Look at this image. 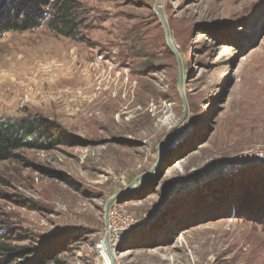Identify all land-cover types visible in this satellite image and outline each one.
<instances>
[{
  "label": "rangeland",
  "instance_id": "rangeland-1",
  "mask_svg": "<svg viewBox=\"0 0 264 264\" xmlns=\"http://www.w3.org/2000/svg\"><path fill=\"white\" fill-rule=\"evenodd\" d=\"M79 1L80 39L47 21L0 36V119L44 117L71 140L0 161V234L59 252L50 264H111L97 251L105 206L140 176L118 202L152 213L119 244L122 262L264 264V223L230 194L264 182L261 164L230 171L264 155V0H160L176 52L155 0Z\"/></svg>",
  "mask_w": 264,
  "mask_h": 264
},
{
  "label": "trees",
  "instance_id": "trees-1",
  "mask_svg": "<svg viewBox=\"0 0 264 264\" xmlns=\"http://www.w3.org/2000/svg\"><path fill=\"white\" fill-rule=\"evenodd\" d=\"M85 11L79 0H0V36L8 31L37 28L47 21L50 29L59 35L80 39L89 19ZM53 123L44 117L1 118L0 161L11 160L19 151L51 149L58 144L69 143L71 140H64L65 134ZM257 168L240 170L250 174L247 171L258 170ZM251 181H255V184L247 186L246 191L242 190V182H239V186H233L230 192L231 198L236 200L239 210L236 213L240 217L244 216L264 223V182L259 183L256 177ZM215 183L212 184V191L216 189ZM207 207H211L213 211L214 202L207 203ZM190 216L192 215L182 218L179 223ZM5 239L6 235L0 234V264H50L57 260L56 256H59V252H50L46 258L35 257L34 248L13 245Z\"/></svg>",
  "mask_w": 264,
  "mask_h": 264
},
{
  "label": "built area",
  "instance_id": "built-area-1",
  "mask_svg": "<svg viewBox=\"0 0 264 264\" xmlns=\"http://www.w3.org/2000/svg\"><path fill=\"white\" fill-rule=\"evenodd\" d=\"M252 164L264 165V155L251 153V155H249L247 158L240 155L236 156L235 158L234 165L240 166L238 169H242L245 166ZM118 201L114 202L108 209L107 223L104 227V233L97 243V251L101 259H111L105 241L106 235L108 234L109 245L114 255V263L125 264L118 255L119 244L130 232L145 227L147 223H149L150 213L152 212L147 211L142 217L139 218L136 213L124 210ZM158 208H162V205L160 207L159 204ZM110 262L113 264L112 259Z\"/></svg>",
  "mask_w": 264,
  "mask_h": 264
},
{
  "label": "water",
  "instance_id": "water-1",
  "mask_svg": "<svg viewBox=\"0 0 264 264\" xmlns=\"http://www.w3.org/2000/svg\"><path fill=\"white\" fill-rule=\"evenodd\" d=\"M159 1L160 0H155V2H154V11H155V13L159 16V19H160V21H161V23H162V25H163V27L165 28V33H166V39H167V43H168V45H169V47L173 50V51H175L176 52V49H175V47H174V44H173V42H172V40H171V37H170V34H169V28H168V25H167V22H166V20H165V18H164V16H163V14L161 13V11L159 10ZM179 72H180V74H179V89L182 91V84H183V71H182V68H181V66H180V70H179ZM167 149V148H166ZM166 152V150L164 149V150H160L159 149V155H158V161L157 162H160V160L162 159V157H163V155H164V153ZM235 156H234V159H233V167L232 168H230V171H235L236 169H238L240 166H236V165H234V163H235ZM140 178V176H138L137 178H135L128 186H126L124 189H122L121 191H119L118 193H116V194H114L108 201H107V203H106V206H105V217H104V221H105V224L107 223V213H108V209H109V207L114 203V202H116V201H118L121 197H123V196H125V195H128L130 192H131V190L133 189V187H134V185H135V183L137 182V180ZM143 180V179H142ZM207 181V180H206ZM209 181V180H208ZM205 182V181H204ZM204 182H202V183H204ZM198 185H200V183L199 184H196L195 185V187L196 186H198ZM193 186H191L190 188H192ZM185 188V187H184ZM189 187L188 188H185V189H183V190H181L180 192H178L179 190L178 189H176L173 193H172V195L170 196V197H167L166 199H162L161 200V202H160V207H161V205L162 204H167V203H169L170 201H173L175 198H177V196H179L182 192H185V191H187V190H189L190 189ZM163 202V203H162ZM163 207V206H162ZM106 245H107V249H108V252H109V255H110V257H111V259H112V261L114 260V255H113V252H112V250H111V248H110V245H109V236H108V234L106 235ZM113 264H115L114 263V261H113Z\"/></svg>",
  "mask_w": 264,
  "mask_h": 264
},
{
  "label": "bare ground",
  "instance_id": "bare-ground-1",
  "mask_svg": "<svg viewBox=\"0 0 264 264\" xmlns=\"http://www.w3.org/2000/svg\"><path fill=\"white\" fill-rule=\"evenodd\" d=\"M105 222V221H104ZM111 258V257H110ZM103 259V258H102ZM104 260V259H103ZM111 261V259H108L107 258V260H106V263H108V262H110ZM114 261V260H113Z\"/></svg>",
  "mask_w": 264,
  "mask_h": 264
}]
</instances>
